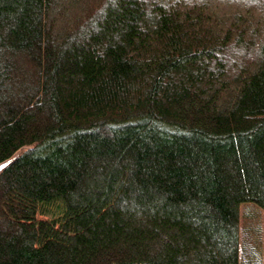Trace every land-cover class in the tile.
I'll list each match as a JSON object with an SVG mask.
<instances>
[{
	"label": "trees",
	"instance_id": "obj_1",
	"mask_svg": "<svg viewBox=\"0 0 264 264\" xmlns=\"http://www.w3.org/2000/svg\"><path fill=\"white\" fill-rule=\"evenodd\" d=\"M20 149L0 264H264V0H0Z\"/></svg>",
	"mask_w": 264,
	"mask_h": 264
},
{
	"label": "rangeland",
	"instance_id": "obj_2",
	"mask_svg": "<svg viewBox=\"0 0 264 264\" xmlns=\"http://www.w3.org/2000/svg\"><path fill=\"white\" fill-rule=\"evenodd\" d=\"M22 149H20L19 152H21ZM58 210L59 209L56 206L52 205L48 208V211L50 212L48 213V215L56 214ZM239 218H240V222L242 223L244 222L246 223V221L248 222L249 219L257 220L254 221V224L257 223L258 225L257 232L255 234L256 237L261 238L263 244V212L259 211V207L255 205L253 202H249V201L241 202L239 206ZM244 226L246 227L247 225ZM248 228H245L244 230H247Z\"/></svg>",
	"mask_w": 264,
	"mask_h": 264
},
{
	"label": "water",
	"instance_id": "obj_3",
	"mask_svg": "<svg viewBox=\"0 0 264 264\" xmlns=\"http://www.w3.org/2000/svg\"><path fill=\"white\" fill-rule=\"evenodd\" d=\"M19 153V150L17 152H15L13 155H11L9 158L3 160L0 162V171L9 163L11 162L15 157L16 155Z\"/></svg>",
	"mask_w": 264,
	"mask_h": 264
}]
</instances>
